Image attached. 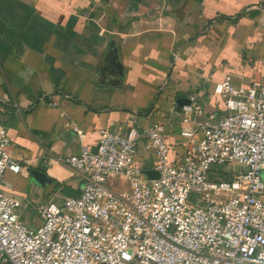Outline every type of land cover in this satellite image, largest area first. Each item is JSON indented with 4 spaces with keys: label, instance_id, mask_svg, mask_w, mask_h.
<instances>
[{
    "label": "crops",
    "instance_id": "1",
    "mask_svg": "<svg viewBox=\"0 0 264 264\" xmlns=\"http://www.w3.org/2000/svg\"><path fill=\"white\" fill-rule=\"evenodd\" d=\"M263 56L264 0H0V124L22 167L2 189L37 229L40 207L81 192L56 159L95 152L102 131L163 121L170 160L182 157L177 101L195 96L200 120L222 115L216 84L263 81ZM136 164L154 167L143 142Z\"/></svg>",
    "mask_w": 264,
    "mask_h": 264
},
{
    "label": "built area",
    "instance_id": "2",
    "mask_svg": "<svg viewBox=\"0 0 264 264\" xmlns=\"http://www.w3.org/2000/svg\"><path fill=\"white\" fill-rule=\"evenodd\" d=\"M214 92L222 115L195 118L193 95L179 112L184 154L174 161L159 120L102 131L95 152L56 159L81 192L40 207L37 229L2 189L5 173L22 167L0 124V264H264V80L228 78ZM140 142L158 179L136 164Z\"/></svg>",
    "mask_w": 264,
    "mask_h": 264
},
{
    "label": "water",
    "instance_id": "3",
    "mask_svg": "<svg viewBox=\"0 0 264 264\" xmlns=\"http://www.w3.org/2000/svg\"><path fill=\"white\" fill-rule=\"evenodd\" d=\"M108 67L114 71V73L119 77H123V68L121 63L119 62L118 52L115 47V43L111 42L109 44V55H108ZM116 84H119L118 81H116ZM190 99H179L177 101V110L181 112L182 108L186 105H190ZM33 176L35 177L37 182H40L43 179H46V176L39 172H33ZM143 174H145L149 180H154L159 178V173L157 171L152 170H143Z\"/></svg>",
    "mask_w": 264,
    "mask_h": 264
},
{
    "label": "rangeland",
    "instance_id": "4",
    "mask_svg": "<svg viewBox=\"0 0 264 264\" xmlns=\"http://www.w3.org/2000/svg\"><path fill=\"white\" fill-rule=\"evenodd\" d=\"M240 168H241L240 166L235 167V169H240ZM228 170L230 171L231 174H233L234 172H236V170H233L231 168H228ZM221 178H224V179L225 178H231V176H229L228 174H226V175H222Z\"/></svg>",
    "mask_w": 264,
    "mask_h": 264
},
{
    "label": "trees",
    "instance_id": "5",
    "mask_svg": "<svg viewBox=\"0 0 264 264\" xmlns=\"http://www.w3.org/2000/svg\"><path fill=\"white\" fill-rule=\"evenodd\" d=\"M70 195L71 196H78L79 194L78 193H71Z\"/></svg>",
    "mask_w": 264,
    "mask_h": 264
}]
</instances>
